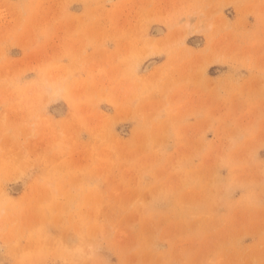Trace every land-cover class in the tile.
Returning <instances> with one entry per match:
<instances>
[{
  "label": "rangeland",
  "instance_id": "rangeland-1",
  "mask_svg": "<svg viewBox=\"0 0 264 264\" xmlns=\"http://www.w3.org/2000/svg\"><path fill=\"white\" fill-rule=\"evenodd\" d=\"M0 264H264V0H0Z\"/></svg>",
  "mask_w": 264,
  "mask_h": 264
}]
</instances>
